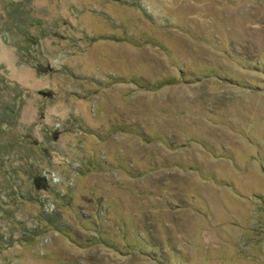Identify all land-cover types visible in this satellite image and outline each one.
I'll list each match as a JSON object with an SVG mask.
<instances>
[{
  "label": "rangeland",
  "instance_id": "rangeland-1",
  "mask_svg": "<svg viewBox=\"0 0 264 264\" xmlns=\"http://www.w3.org/2000/svg\"><path fill=\"white\" fill-rule=\"evenodd\" d=\"M0 264H264V0H0Z\"/></svg>",
  "mask_w": 264,
  "mask_h": 264
},
{
  "label": "trees",
  "instance_id": "trees-1",
  "mask_svg": "<svg viewBox=\"0 0 264 264\" xmlns=\"http://www.w3.org/2000/svg\"><path fill=\"white\" fill-rule=\"evenodd\" d=\"M54 224L55 227H61L62 225V220L58 218L56 214H51L50 221Z\"/></svg>",
  "mask_w": 264,
  "mask_h": 264
}]
</instances>
